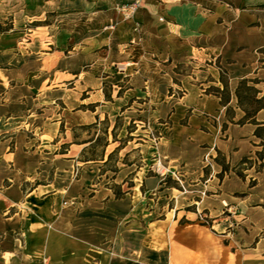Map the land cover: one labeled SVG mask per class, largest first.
I'll list each match as a JSON object with an SVG mask.
<instances>
[{
  "label": "crops",
  "instance_id": "1",
  "mask_svg": "<svg viewBox=\"0 0 264 264\" xmlns=\"http://www.w3.org/2000/svg\"><path fill=\"white\" fill-rule=\"evenodd\" d=\"M134 1L78 0L61 86L9 90L1 64L25 54L0 49V264H264V140L238 124L236 94L248 79L264 95V0H142L126 20L119 7ZM135 107L158 133L142 152L181 188L144 168L127 188L129 168L112 179L117 198L104 162L82 161L98 134L79 128Z\"/></svg>",
  "mask_w": 264,
  "mask_h": 264
},
{
  "label": "rangeland",
  "instance_id": "2",
  "mask_svg": "<svg viewBox=\"0 0 264 264\" xmlns=\"http://www.w3.org/2000/svg\"><path fill=\"white\" fill-rule=\"evenodd\" d=\"M47 1L0 0V23L7 27L13 26V31L0 34V49L3 50L6 46L12 54H25L24 63L16 57L15 61L1 64V68L7 75L3 77L4 84L9 87V90L31 83L46 91L48 82L51 86L63 84L64 58L69 56L65 47L71 49V45L65 43L64 24L66 18L78 15L75 11L78 9V0H51L52 3L49 5ZM66 25H71L72 29L78 30L79 20H69ZM33 41L35 44L31 45ZM42 48L46 49L45 53L54 54L53 57L45 56L39 59L37 53ZM12 49H17V51ZM2 92L0 90V94ZM26 96H28L26 97L28 99L25 98L26 103L33 102V94L26 93ZM43 98L49 101L48 94H44ZM255 106L254 104L249 105L251 109ZM139 115L137 107L129 110L116 109L111 117L105 118L99 126L91 129L79 128L77 132L79 136H92L89 141L94 140L98 134L97 140L87 147V154L82 157V161H103L104 163L99 162L101 164L100 175L107 177L106 180L110 185H114L113 178L129 168L136 171L125 178L127 188L135 186V182L139 183L136 177L139 179L144 177V170L138 175L141 168L145 171L149 170V174H156L153 170L156 163L153 161L155 159L153 150L150 148L147 155L142 152L141 144H144L142 139L147 140L144 135H150L154 140L158 137V133L145 132L148 130L147 120ZM145 166H148L147 169ZM179 179L182 180L181 177ZM165 181L181 188L177 178L167 176Z\"/></svg>",
  "mask_w": 264,
  "mask_h": 264
},
{
  "label": "trees",
  "instance_id": "3",
  "mask_svg": "<svg viewBox=\"0 0 264 264\" xmlns=\"http://www.w3.org/2000/svg\"><path fill=\"white\" fill-rule=\"evenodd\" d=\"M13 31V26L7 27L4 24L0 23V34H6ZM261 53L264 55V48L260 50ZM264 63V59L262 61ZM221 82L224 85V90L222 91L223 93V99L222 102L227 106L230 102V91H229V83L228 79L222 75L221 77ZM259 83L258 80H248V79H243L240 81V84L238 86V89L236 91L237 98H238V106L239 108L245 113L244 117L238 121V124L243 125L246 123L254 124L258 126L255 135L258 138H261L264 140V126H261L260 123L257 122L256 117L257 114L264 109V95L262 97H259L260 91L256 88V84ZM121 92L119 93V95ZM256 105L255 108L249 107V105ZM228 116L233 118V110L231 108H228L227 112ZM96 124L90 125V126H83L82 129H91ZM68 145H64V148H67ZM257 156L259 160L261 161L260 165H257L256 169L257 171H260L263 167L264 163V151L257 153ZM221 164L223 165V172L221 173L220 177L223 178L224 174L229 171V166L226 163V159L223 158L221 161ZM252 164V161L248 158H244L242 162L240 163V166L242 165H247L250 166ZM237 174L241 178H245V175L243 174L242 171L237 168ZM168 185H171L167 182ZM254 184V183H252ZM116 195L117 198H121L125 195V193L122 191L121 186L118 185H112L111 187Z\"/></svg>",
  "mask_w": 264,
  "mask_h": 264
},
{
  "label": "built area",
  "instance_id": "4",
  "mask_svg": "<svg viewBox=\"0 0 264 264\" xmlns=\"http://www.w3.org/2000/svg\"><path fill=\"white\" fill-rule=\"evenodd\" d=\"M142 8H143V1L136 0L133 3L119 7V11L124 17V19L129 20L132 19ZM161 20L163 21L164 19ZM153 170L163 180H166L167 176L175 177L174 175H170L167 168L161 162L155 163L153 166ZM175 178H177V180L180 181L179 176Z\"/></svg>",
  "mask_w": 264,
  "mask_h": 264
}]
</instances>
